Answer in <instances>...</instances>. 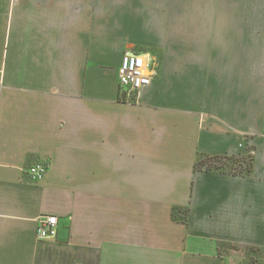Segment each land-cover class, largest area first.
Here are the masks:
<instances>
[{
    "label": "crops",
    "instance_id": "1",
    "mask_svg": "<svg viewBox=\"0 0 264 264\" xmlns=\"http://www.w3.org/2000/svg\"><path fill=\"white\" fill-rule=\"evenodd\" d=\"M126 50L157 59L130 102ZM250 153V172L195 168ZM43 214L56 238H37ZM251 260L264 264V0H0V264Z\"/></svg>",
    "mask_w": 264,
    "mask_h": 264
},
{
    "label": "built area",
    "instance_id": "2",
    "mask_svg": "<svg viewBox=\"0 0 264 264\" xmlns=\"http://www.w3.org/2000/svg\"><path fill=\"white\" fill-rule=\"evenodd\" d=\"M156 74L155 59L143 51L126 50L118 68L119 95L121 100L130 102L139 92L152 83ZM49 168L47 160H40L27 168L33 180L42 177ZM59 217L43 214L37 219V238L49 240L57 237Z\"/></svg>",
    "mask_w": 264,
    "mask_h": 264
},
{
    "label": "trees",
    "instance_id": "3",
    "mask_svg": "<svg viewBox=\"0 0 264 264\" xmlns=\"http://www.w3.org/2000/svg\"><path fill=\"white\" fill-rule=\"evenodd\" d=\"M251 158V162H246V156H238V155H210V154H204L202 155L196 162L195 168L196 170L201 169H221L226 170L231 173H246L253 170V155L249 154ZM232 161L235 164L237 162H240L237 164V166H234V164L231 165L229 169L226 168V166L229 164L228 162ZM243 161V162H242ZM246 163H245V162ZM253 251H255V248H252ZM250 264H262V263H256L255 260H251Z\"/></svg>",
    "mask_w": 264,
    "mask_h": 264
},
{
    "label": "rangeland",
    "instance_id": "4",
    "mask_svg": "<svg viewBox=\"0 0 264 264\" xmlns=\"http://www.w3.org/2000/svg\"><path fill=\"white\" fill-rule=\"evenodd\" d=\"M245 4H246V3H245ZM245 4H243V5H245ZM155 59H156V58H155ZM156 60H157V59H156ZM250 154H252V153H250ZM252 155H253V154H252ZM245 161H246V162H251V158H250L249 154L246 155V160H245ZM245 161H244V162H245ZM242 162H243V161H242ZM246 162H245V163H246ZM228 163H229V164L226 166L227 169H229V168L231 167L232 164H234V166H237V164L240 163V162H237V163L235 164L234 162L229 161ZM251 249H252V248H251ZM252 252H253V254L258 255V252H257L256 250H255V251H252Z\"/></svg>",
    "mask_w": 264,
    "mask_h": 264
}]
</instances>
